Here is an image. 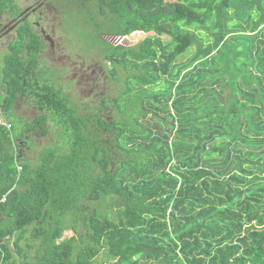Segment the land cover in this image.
<instances>
[{
    "label": "trees",
    "instance_id": "obj_1",
    "mask_svg": "<svg viewBox=\"0 0 264 264\" xmlns=\"http://www.w3.org/2000/svg\"><path fill=\"white\" fill-rule=\"evenodd\" d=\"M69 8L103 35L145 36L104 40L112 78L123 80L101 106L42 80L38 53L11 43L0 264H97L102 252L105 264H264V0ZM20 97L37 107L32 121L15 115ZM47 124L56 136L32 163L19 140Z\"/></svg>",
    "mask_w": 264,
    "mask_h": 264
},
{
    "label": "rangeland",
    "instance_id": "obj_2",
    "mask_svg": "<svg viewBox=\"0 0 264 264\" xmlns=\"http://www.w3.org/2000/svg\"><path fill=\"white\" fill-rule=\"evenodd\" d=\"M21 7L27 6L32 0H18ZM71 0H46L49 9L46 10L49 25V35L51 36L54 47L51 48V53L46 57L42 56L39 59L38 65H44L45 70H49L47 76H50V81H55L57 85L62 86L63 90L72 95L73 100L79 103L93 102L94 92L101 91V95H106L108 98H114L117 91L122 86L123 73L119 77L111 78L109 75L110 61L104 57L106 47L104 40L113 44L134 45L142 40L145 36L143 31H134L125 36L103 35L93 27L90 22L84 21L70 7ZM6 16L2 21H6ZM15 31H12L13 35ZM0 37V96L3 85L7 83L3 76L4 58L8 53L7 45L10 41L8 35ZM166 39L167 36L163 35ZM74 61L76 63H74ZM82 61L87 64H94L97 75L103 71L99 81L103 86L100 89L90 91V84H85V81L79 80V73L74 74L75 66L81 65ZM43 67V66H42ZM94 67V66H93ZM91 67V68H93ZM84 71L90 72L91 68L82 67ZM82 72V70H81ZM107 75L106 82L104 76ZM91 92V94H89ZM17 113L25 119L32 121L34 116L39 112L37 107L32 106L29 100L22 99L16 102ZM114 108L111 105L106 110V114L112 117ZM0 120H4V115L0 112ZM16 119V117H14ZM15 121L18 122L16 119ZM21 121V119H20ZM49 132L42 134L39 129L27 131L26 142L19 140L20 151L23 157L29 159L32 163L35 162L39 150L43 145L51 143L56 134L50 130L51 124L46 125ZM69 233L65 232L63 237H68ZM97 264H105L106 256L102 252L95 258Z\"/></svg>",
    "mask_w": 264,
    "mask_h": 264
},
{
    "label": "flooded vegetation",
    "instance_id": "obj_3",
    "mask_svg": "<svg viewBox=\"0 0 264 264\" xmlns=\"http://www.w3.org/2000/svg\"><path fill=\"white\" fill-rule=\"evenodd\" d=\"M49 9V6L46 3V0H32L27 6L24 8L20 6L18 0H1L0 4V37L1 35H8L10 41L7 45L8 53L10 50V45L13 42H18L21 38L24 39L25 42V49L22 51H18V53H38L37 60L39 62L40 57L45 56L48 57L49 53H51L50 47H54L53 40L49 35V25H48V18L46 15V10ZM6 16V21H2L3 17ZM27 33V35L23 34ZM15 31L12 35L11 32ZM32 33H35V39L32 38ZM31 36V37H30ZM1 39V38H0ZM13 51H11L12 53ZM74 63H76L74 61ZM37 71L39 72L40 78L42 80H46L49 82L51 79L50 76H47L46 72L49 70H45L44 65L39 66L37 65ZM83 66H87L91 68L90 72L84 71ZM94 64L91 63L87 64L82 61L81 65L75 66L74 74L79 73V80L85 81V84H90V91L100 89L103 86L102 82L99 81V77L104 75L102 68L101 73L97 75L96 69ZM42 71L40 72V70ZM112 63L110 62V68L108 70L110 77L112 78ZM82 70V72H81ZM107 75L104 76V80L106 82ZM70 94V93H69ZM91 94V92L89 93ZM71 95V94H70ZM94 96L93 102H87L93 106H101L103 99L107 98L106 95H101V91L94 92L92 94ZM72 98V95H71ZM23 97H20L19 100H22ZM17 105V104H16ZM14 107V113L19 118H23L21 115L17 113L18 109ZM35 127H32L30 130L27 131H34ZM27 131H25L24 135L25 138L28 136ZM26 142V141H25Z\"/></svg>",
    "mask_w": 264,
    "mask_h": 264
}]
</instances>
